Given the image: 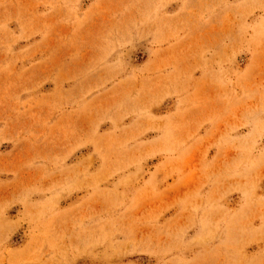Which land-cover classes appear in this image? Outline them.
Wrapping results in <instances>:
<instances>
[{
	"label": "rangeland",
	"instance_id": "374dc122",
	"mask_svg": "<svg viewBox=\"0 0 264 264\" xmlns=\"http://www.w3.org/2000/svg\"><path fill=\"white\" fill-rule=\"evenodd\" d=\"M0 264H264V0H0Z\"/></svg>",
	"mask_w": 264,
	"mask_h": 264
}]
</instances>
